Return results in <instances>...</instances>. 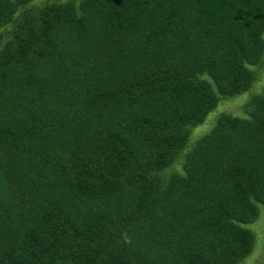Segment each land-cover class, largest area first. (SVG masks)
I'll list each match as a JSON object with an SVG mask.
<instances>
[{"label":"trees","instance_id":"obj_1","mask_svg":"<svg viewBox=\"0 0 264 264\" xmlns=\"http://www.w3.org/2000/svg\"><path fill=\"white\" fill-rule=\"evenodd\" d=\"M264 0H0V264H244L264 233Z\"/></svg>","mask_w":264,"mask_h":264},{"label":"rangeland","instance_id":"obj_2","mask_svg":"<svg viewBox=\"0 0 264 264\" xmlns=\"http://www.w3.org/2000/svg\"><path fill=\"white\" fill-rule=\"evenodd\" d=\"M258 79L255 82L254 86L249 91H246L242 94L235 95L232 98L221 101V103L216 107L213 113L209 114L208 119L201 125L197 126L194 130V135H198L202 130L206 129L210 120L213 119L214 115L221 110H225L232 114H243L242 104L253 92H256L260 89V84L263 81L264 77V64L263 67L258 71ZM250 227L260 235L264 233V209H261V212L257 219L250 224ZM260 246L257 243L251 255L245 260L244 264H258L260 260Z\"/></svg>","mask_w":264,"mask_h":264}]
</instances>
